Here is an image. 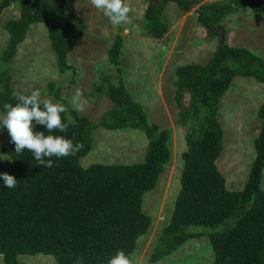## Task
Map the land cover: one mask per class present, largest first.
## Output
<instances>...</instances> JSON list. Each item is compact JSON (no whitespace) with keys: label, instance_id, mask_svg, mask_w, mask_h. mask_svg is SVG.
Listing matches in <instances>:
<instances>
[{"label":"trees","instance_id":"obj_1","mask_svg":"<svg viewBox=\"0 0 264 264\" xmlns=\"http://www.w3.org/2000/svg\"><path fill=\"white\" fill-rule=\"evenodd\" d=\"M147 1L143 20L150 37H165L169 24L164 11L171 2L183 12L199 5L198 21L210 36L218 37L217 47L205 63L175 69V100L179 120L186 128L187 146L174 208L150 259L158 262L187 241L207 236L214 252L207 264H264V103L257 112L260 130L254 138L255 157L243 188L229 189L217 164L224 148L219 119L222 96L235 77H252L264 83V58L250 47L231 45L222 22L244 6L264 12V0ZM14 2L18 3L19 15L5 24L9 42L0 61L3 114L5 103L17 102L12 93L20 90L13 87L10 62L30 26H46L62 73L72 69L68 55L88 28L84 19L70 10V0H1L0 13ZM122 51L123 37L117 33L108 57L118 80L114 81L113 73L103 71L93 86L94 94H104L112 103L97 122L68 109L61 114L64 122L72 120L66 133H48L41 125L34 129L81 142L83 148L78 153L53 157L55 166L46 168L37 165L28 150L18 155L14 143L6 150L10 160L2 158L0 149V173L17 179L16 188H7L0 178V255L4 264H24L21 255L37 254L53 255L58 264H76L77 257H83L84 264H107L118 250L132 256L138 239L150 229L152 218L142 210L143 196L157 187L171 160V130L152 122L144 105L129 92ZM48 91L60 99L61 88L55 82L48 84ZM185 93L190 96L187 107ZM99 127L143 131L148 140L144 159L83 167L80 160L92 149Z\"/></svg>","mask_w":264,"mask_h":264},{"label":"rangeland","instance_id":"obj_2","mask_svg":"<svg viewBox=\"0 0 264 264\" xmlns=\"http://www.w3.org/2000/svg\"><path fill=\"white\" fill-rule=\"evenodd\" d=\"M126 3L132 8L129 21L114 27L102 10L91 5L90 0H70V10L78 13L88 28L68 55L72 69L65 73L60 72L46 26L42 23L31 25L10 62L12 84L15 89L27 90L28 93L39 90L41 100L48 99L53 103L63 101L71 111H75L71 105L72 97L79 89L88 102L85 110L79 113L97 122L112 103L106 95L94 94L93 86L103 71L113 73L117 82L118 76L109 62L108 50L115 34L120 33L123 37L121 65L129 92L144 105L152 122L171 130V160L157 187L143 196L142 210L151 216L152 225L138 239L132 257L135 264H207L214 257L207 236L187 241L158 262H152L150 258L174 208L180 188L182 155L187 146L186 128L179 120L180 108L175 100V69L183 64L205 63L215 51L218 37L210 36L198 21L199 5L183 12L171 2L164 11L169 24L168 32L162 39L152 38L146 33L143 20L148 1L126 0ZM18 15L16 2L0 13V61L1 53L9 42L5 24ZM222 24L227 29L226 37L231 45L250 47L264 58V12H253L244 6ZM50 82L61 88L60 99L50 95ZM189 102V93H185V107ZM262 103L264 83L252 77H235L220 101L219 119L224 129V148L217 164L231 190L242 189L248 178L255 157L254 138L260 130L257 112ZM3 115L0 111V117ZM10 141L7 128H0L1 155L6 161L10 159L6 151ZM147 144L145 133L139 129L109 130L99 127L94 132L92 149L81 158L80 163L88 167L93 163L140 162L145 157ZM19 258L24 264H58L53 255H21ZM0 264H4L2 255Z\"/></svg>","mask_w":264,"mask_h":264},{"label":"clouds","instance_id":"obj_3","mask_svg":"<svg viewBox=\"0 0 264 264\" xmlns=\"http://www.w3.org/2000/svg\"><path fill=\"white\" fill-rule=\"evenodd\" d=\"M92 6L102 10L114 27L129 21L132 8L126 0H90ZM14 91L12 97L17 102L5 103V114L0 117V128H7L11 137V143L15 145V152L19 155L25 150L33 153L36 164L40 167L53 168V157L57 159L73 156L82 148L81 142H75L64 135L45 134L43 131H34L37 125L45 126L48 133L58 130L66 133L70 124L62 120V113L68 111V107L63 103H53L51 100H41L39 90H33L30 94ZM87 100L83 98V93L77 89L72 97L71 105L73 110L83 112L87 105ZM10 160V159H9ZM4 185L7 188H16L17 179L7 172L0 173ZM76 264H84L83 257H77ZM107 264H135V258L126 254L124 250H118Z\"/></svg>","mask_w":264,"mask_h":264},{"label":"crops","instance_id":"obj_4","mask_svg":"<svg viewBox=\"0 0 264 264\" xmlns=\"http://www.w3.org/2000/svg\"><path fill=\"white\" fill-rule=\"evenodd\" d=\"M204 2H208V1H204ZM211 2V1H210Z\"/></svg>","mask_w":264,"mask_h":264}]
</instances>
